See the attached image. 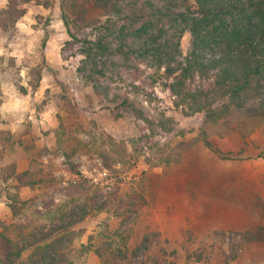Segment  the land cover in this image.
Instances as JSON below:
<instances>
[{"label":"rangeland","instance_id":"374dc122","mask_svg":"<svg viewBox=\"0 0 264 264\" xmlns=\"http://www.w3.org/2000/svg\"><path fill=\"white\" fill-rule=\"evenodd\" d=\"M40 1L17 0L26 15L0 29V131L22 136L28 152L25 160L13 151L0 159V220L26 219L22 212L14 217L11 198L28 200L38 191L3 178L12 173L16 157L23 160L18 173L36 159L53 171L61 187L81 180L91 185L96 208L118 189L144 195L148 205L130 223L131 262L264 264V235L245 238L264 228V123L230 115L205 124L203 114L188 117L176 109L175 97L160 83L133 85L130 76L115 90L143 106L151 122L130 112L117 118L121 100L100 99L77 75L82 58L77 49L63 52L70 37L61 19L62 1ZM8 5L9 0H0L1 10ZM88 17L99 18L100 11L91 8ZM182 44L187 52L189 34ZM203 83L197 80L194 87ZM204 131L224 152L243 155L219 157L206 145ZM37 206L42 209L41 202ZM104 221L116 231L122 218L95 211L77 226L69 245L74 254ZM90 263L101 264L94 254Z\"/></svg>","mask_w":264,"mask_h":264},{"label":"trees","instance_id":"16d2710c","mask_svg":"<svg viewBox=\"0 0 264 264\" xmlns=\"http://www.w3.org/2000/svg\"><path fill=\"white\" fill-rule=\"evenodd\" d=\"M16 1L9 0L8 7L0 9V29L26 15ZM33 1L43 4L40 0L22 3ZM61 1V19L70 37L63 52L77 49L82 57L77 75L100 99L109 101L113 96L110 101L121 100L115 107L117 118L130 112L151 122L143 106L115 90V85L124 84L130 76L133 85L148 81L153 88L160 83L175 97L176 109L188 117L203 114L205 124L219 123L230 115H246L243 118L264 123V0ZM91 8L99 10L101 17L89 19ZM187 34L190 46L185 52L182 42ZM131 73L148 77L144 80ZM197 80L205 83L194 87ZM221 101L224 103L217 108ZM203 137L223 159L243 155L224 152L206 131ZM0 140L1 161L8 151L25 156L23 160L28 158L22 136L0 131ZM23 160L16 157L10 165L12 173L3 180L15 179L19 188L30 187L38 195L28 200L11 198L14 217L22 212L26 219L11 223L0 220V264H91V254L101 264H137L131 262L130 223L148 205L144 195L118 189L96 208L97 193L91 195L92 186L87 182L61 187L53 171L36 159L30 160L28 170L18 173V163ZM69 169L77 171L73 165ZM95 211L122 218L121 225L112 231L104 221L96 235L74 254L69 245L77 226ZM262 235L264 228H259L246 233L245 238L260 240Z\"/></svg>","mask_w":264,"mask_h":264},{"label":"crops","instance_id":"0c3cea01","mask_svg":"<svg viewBox=\"0 0 264 264\" xmlns=\"http://www.w3.org/2000/svg\"><path fill=\"white\" fill-rule=\"evenodd\" d=\"M4 7H5V5H4ZM16 110H19V109L17 108Z\"/></svg>","mask_w":264,"mask_h":264}]
</instances>
